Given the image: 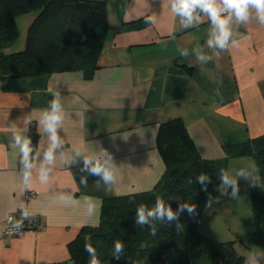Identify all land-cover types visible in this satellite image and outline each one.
<instances>
[{
	"label": "crops",
	"instance_id": "crops-1",
	"mask_svg": "<svg viewBox=\"0 0 264 264\" xmlns=\"http://www.w3.org/2000/svg\"><path fill=\"white\" fill-rule=\"evenodd\" d=\"M96 1L105 2L108 27L91 76L81 70L0 75V226L21 210L34 225L0 238V264H74L68 243L83 226L97 225L103 198L149 190L161 178L165 162L157 133L166 120L181 118L198 154L208 159L224 158L225 145L264 134V24L254 9L246 22L232 18L231 38L221 50L209 47L212 24L199 10V20L186 28L170 0ZM34 16L16 17L18 29L19 22L25 26L21 47ZM148 17L151 23H145ZM201 52L209 57L206 62L197 59ZM54 93L64 109L62 143L42 183L40 167L50 139L41 118ZM16 135L34 142L28 184ZM105 152L114 174L107 188L99 177L81 171L84 156L103 162ZM241 170L247 178L237 176ZM227 172L237 179L239 194L233 199L221 183L207 186L205 204L209 196L213 203L204 204L197 228L215 241L235 228L244 264H264V246L253 240L249 200V187L264 178V170L252 156L241 155L228 158ZM89 204L94 214H88ZM220 212L226 218L215 222Z\"/></svg>",
	"mask_w": 264,
	"mask_h": 264
},
{
	"label": "trees",
	"instance_id": "trees-1",
	"mask_svg": "<svg viewBox=\"0 0 264 264\" xmlns=\"http://www.w3.org/2000/svg\"><path fill=\"white\" fill-rule=\"evenodd\" d=\"M29 12L35 16L24 45L7 51L19 36L16 17ZM107 27L104 1L0 0L1 78L65 70H81L89 77L98 67ZM157 145L165 162L161 178L149 190L103 198L97 225L83 226L68 243L70 261L89 264L84 246L91 243L100 264H244L235 240L215 241L198 230L206 195L196 176L206 173L211 181L207 186L221 183L220 171H227L228 158L241 155L252 156L262 172L264 134L225 145L224 158L208 159L198 154L183 120L172 118L160 123ZM157 196L174 211L181 203L194 204L198 214L181 213L179 229L175 223L155 221L158 231L153 236L148 226L136 225L135 218L137 207L154 206ZM249 200L253 240L264 246V178L250 185ZM117 240L125 246L119 260L113 255Z\"/></svg>",
	"mask_w": 264,
	"mask_h": 264
},
{
	"label": "clouds",
	"instance_id": "clouds-1",
	"mask_svg": "<svg viewBox=\"0 0 264 264\" xmlns=\"http://www.w3.org/2000/svg\"><path fill=\"white\" fill-rule=\"evenodd\" d=\"M171 10L177 16H179L184 24V27H191L194 22L199 20L197 11L204 13L208 16L211 24L212 31L210 32V39L208 40L209 47H217L221 50H225L228 46L231 38V31L229 28L230 21L233 17L238 22H246L249 19L250 11L255 10L257 18L261 24H264V0H170ZM227 13L225 16L224 14ZM152 17H148L145 23H151ZM182 55H187V51H182ZM197 59L206 62L209 57L201 52L198 53ZM64 109L58 93L53 94V99L50 101L49 108L44 110L41 118V123L44 125L45 131L49 135L50 146L44 153L43 160L45 164L40 167L39 178L42 183L47 182L49 175V168L46 165H52L55 160L56 149L60 147L62 141L58 135V130L63 122ZM15 143L19 146L22 163L24 166V181L28 184L31 178V169L33 164L31 163V141L27 138H23L20 135L15 136ZM79 155V153H77ZM106 159L101 162L100 159H96L93 156L83 157V168L81 171H87L90 175L99 177L104 185L109 186L114 182V174L110 168V162L112 157L105 152ZM247 173L241 170L237 173V176L247 178ZM220 182L227 189H230L229 194L233 199L239 194V184L235 177L230 176L229 173L223 169L220 171ZM196 182L203 186L202 190L207 192V184L210 183V178L206 173H200L196 176ZM81 184L87 185L85 177H81ZM191 183V181H189ZM99 187V185H97ZM216 203L219 201L216 200ZM213 199L211 196L205 204V207H211ZM95 206L89 204L88 214H94ZM187 212L189 216H195L198 214L197 207L190 203H181L174 211L172 207L165 203L164 199L157 196L155 204L152 207H148L141 204L136 209L135 223L138 226H148L151 235L155 236L158 228L155 221L160 223L167 222L168 224L175 223L177 229L180 228L179 217L181 213ZM28 212L22 210V216L27 219ZM22 223V221H21ZM86 240H91V237H86ZM124 244L117 240L114 244L113 255L117 260L120 259L121 254L124 252ZM84 250L91 257L89 264H100L97 258L96 249L91 243H86Z\"/></svg>",
	"mask_w": 264,
	"mask_h": 264
},
{
	"label": "built area",
	"instance_id": "built-area-1",
	"mask_svg": "<svg viewBox=\"0 0 264 264\" xmlns=\"http://www.w3.org/2000/svg\"><path fill=\"white\" fill-rule=\"evenodd\" d=\"M32 125L34 124L32 123ZM31 147L33 150L34 142H31ZM33 226V220L29 218V216L27 219H25L22 216V210L15 213H10L0 226V238L20 235L26 229H30Z\"/></svg>",
	"mask_w": 264,
	"mask_h": 264
},
{
	"label": "rangeland",
	"instance_id": "rangeland-1",
	"mask_svg": "<svg viewBox=\"0 0 264 264\" xmlns=\"http://www.w3.org/2000/svg\"><path fill=\"white\" fill-rule=\"evenodd\" d=\"M20 24H18L19 25V29H20V36H18V38H17V40L13 43V45H11L14 49L15 48H19V47H21V45L19 46V43L21 44V42H22V40H23V35L25 34V26L22 24L23 22H19ZM240 183V182H239ZM222 205V204H221ZM239 204H238V206H236L235 207V209H236V211H240V209H241V207H239ZM231 209H233V208H231ZM234 214H235V211H234ZM204 216V215H203ZM225 218H226V213L225 212H220L218 215H217V217L215 218V222H217L218 220H220L221 222L223 221V220H225ZM209 219H210V214H209ZM211 221V220H210ZM212 222V221H211ZM234 231L235 232H233V233H231V234H229L228 236H226V238H223V239H225V240H223V241H229V240H235L236 239V236H235V233L237 234L238 232L235 230V228H234ZM218 232V231H217ZM239 233H240V230H239ZM236 240H238V241H240L241 242V240L238 238V239H236ZM244 243V242H243Z\"/></svg>",
	"mask_w": 264,
	"mask_h": 264
}]
</instances>
